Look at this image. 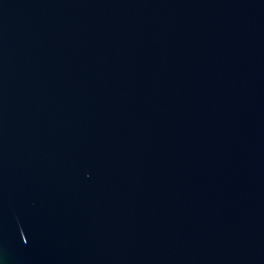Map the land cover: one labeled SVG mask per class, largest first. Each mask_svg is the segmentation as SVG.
<instances>
[{"label": "water", "instance_id": "1", "mask_svg": "<svg viewBox=\"0 0 264 264\" xmlns=\"http://www.w3.org/2000/svg\"><path fill=\"white\" fill-rule=\"evenodd\" d=\"M0 264H264V0H0Z\"/></svg>", "mask_w": 264, "mask_h": 264}]
</instances>
